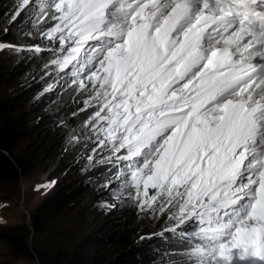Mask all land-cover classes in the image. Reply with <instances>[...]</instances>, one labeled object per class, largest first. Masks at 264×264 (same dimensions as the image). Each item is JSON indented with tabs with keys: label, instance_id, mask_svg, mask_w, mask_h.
<instances>
[{
	"label": "snow or ice",
	"instance_id": "6c2138e0",
	"mask_svg": "<svg viewBox=\"0 0 264 264\" xmlns=\"http://www.w3.org/2000/svg\"><path fill=\"white\" fill-rule=\"evenodd\" d=\"M21 6L56 21L53 63L91 87L88 131L139 208L179 229L178 264H264V0Z\"/></svg>",
	"mask_w": 264,
	"mask_h": 264
},
{
	"label": "rangeland",
	"instance_id": "374dc122",
	"mask_svg": "<svg viewBox=\"0 0 264 264\" xmlns=\"http://www.w3.org/2000/svg\"><path fill=\"white\" fill-rule=\"evenodd\" d=\"M19 2L15 18H12L14 19L12 31L16 37L12 36L5 42L0 41V45H3L0 49L28 50L35 55L47 53L51 56L41 71H28L30 78L25 83L28 85L36 82L41 85L43 91L36 99H41L44 103L29 107L30 111L24 117L30 116L29 126H36L39 121L41 123L39 126L42 128L31 131L27 134V139L22 142L21 148L24 149L29 145L28 153L33 158L25 177L19 184L0 186V231L6 225L28 221L31 212L52 191V188L71 182L77 185L80 181L82 183L84 181L93 187L89 185L85 190L78 192L76 198L79 200L69 207L68 215L77 223L72 228L77 245L91 235L96 240L102 235L105 227L102 222L108 214L122 206L130 204L138 206L135 191L124 186L120 179L122 171L118 169L119 172H115V175L104 170L99 173L100 176L95 174L94 179L90 178L91 173L99 171L112 161L113 153L108 150L111 145L98 146L92 132L88 131L91 125L86 121L74 125L75 122L80 121L75 120L71 124L70 119L77 113L63 98V93L69 86L73 87L77 90L76 97L84 102L92 95V89L89 87L87 91H82L78 87L76 81L83 78V75L76 76L73 65L61 69L53 63L54 60L62 59L67 55L66 51L60 49L68 47V45H59L57 39L46 35L56 21L38 20V13L34 7L21 6V0ZM48 97H51V101L47 103ZM54 100H56L55 104ZM78 110L77 108L76 111ZM154 191L149 189V194H153ZM129 192H132V196H129ZM162 218L164 223L159 229H155V224ZM139 223L140 229L136 241L156 235L162 236L171 232L170 229L174 227L168 215L161 213L153 216L151 210L140 209ZM98 227L100 230L96 232ZM178 232L179 229L176 233ZM101 250H104L109 258H115L120 253L119 248L110 241H104ZM8 254L7 245L0 240V263L3 261L2 257L7 261ZM14 264H34V262L30 259H20Z\"/></svg>",
	"mask_w": 264,
	"mask_h": 264
},
{
	"label": "trees",
	"instance_id": "16d2710c",
	"mask_svg": "<svg viewBox=\"0 0 264 264\" xmlns=\"http://www.w3.org/2000/svg\"><path fill=\"white\" fill-rule=\"evenodd\" d=\"M19 4V0H0L1 42L15 36L12 18ZM52 13L55 10L52 9ZM46 20L49 19L44 18L43 21ZM50 56L47 53L35 55L28 50L10 48L0 51V186L19 184L33 162L28 153L29 145L24 149L21 145L27 139V134L42 126H39V121L36 126H29L30 116H24L30 111L29 107L44 103L36 99L43 88L36 82L28 85L25 82L30 78L28 71H41ZM76 96L77 90L70 86L63 93V98L77 113L70 119L71 124L80 120L74 125L87 121L92 114V109L86 108ZM50 101L51 97H48L46 102ZM114 161L115 157L108 165L91 173L90 178L94 179L95 174L104 170L114 175L115 172H121L120 162ZM75 184L71 182L52 188L31 212L28 221L6 225L0 231V240L5 242L9 250L7 261L2 257L0 264H14L20 259H30L34 264H178L182 259L184 247L179 232L136 241L140 229V208L132 204L108 214L102 222L105 225L102 235L96 240L91 235L88 241L84 239L77 245L72 229L77 223L68 215V210L79 200L76 198L78 192L93 185L84 181ZM163 223L164 218L155 224V229H159ZM98 230L99 227L95 231ZM104 241H110L119 248L120 253L115 258H109L101 250Z\"/></svg>",
	"mask_w": 264,
	"mask_h": 264
}]
</instances>
